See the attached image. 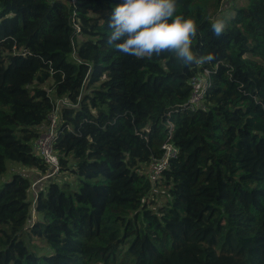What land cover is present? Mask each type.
Listing matches in <instances>:
<instances>
[{
  "label": "trees",
  "instance_id": "1",
  "mask_svg": "<svg viewBox=\"0 0 264 264\" xmlns=\"http://www.w3.org/2000/svg\"><path fill=\"white\" fill-rule=\"evenodd\" d=\"M224 1L177 0L197 24L194 53L215 56L186 66L107 43L125 0H0V177L18 163L44 182L40 127L54 97L76 106L62 109L59 172L35 206L32 175L0 188V264H264V0H233L217 37ZM206 71L193 110L191 80ZM168 142L177 157L149 177Z\"/></svg>",
  "mask_w": 264,
  "mask_h": 264
},
{
  "label": "clouds",
  "instance_id": "2",
  "mask_svg": "<svg viewBox=\"0 0 264 264\" xmlns=\"http://www.w3.org/2000/svg\"><path fill=\"white\" fill-rule=\"evenodd\" d=\"M176 12L177 0H125L111 14L107 43L122 54L138 59L171 53L186 66L213 61L212 53L204 56L194 53L192 45L197 37V24L194 19ZM226 28V21L221 18L211 24L217 37L224 34Z\"/></svg>",
  "mask_w": 264,
  "mask_h": 264
},
{
  "label": "built area",
  "instance_id": "3",
  "mask_svg": "<svg viewBox=\"0 0 264 264\" xmlns=\"http://www.w3.org/2000/svg\"><path fill=\"white\" fill-rule=\"evenodd\" d=\"M76 0H72V3H75ZM75 22V20H73ZM74 28L76 32H80V27L78 24L74 23ZM192 92L189 98L188 105L195 110L200 106L205 98L207 90L211 86L210 82V73L208 71L198 73L191 80ZM49 95H52V90H48ZM54 102V109L48 117V121L45 125L41 126V135L35 142L34 150L37 155L45 159L48 164L52 167L53 173L48 176V178L59 172V159L53 153V146L56 140V136L59 132L61 123H62V109L64 107H76L75 105L70 104L67 100L64 99H52ZM165 151L164 158L159 162V165L154 170V176H160L161 172L168 168L170 165L171 159H174L178 155V149L175 148L171 143H166L163 146ZM37 181L33 184V189L40 183Z\"/></svg>",
  "mask_w": 264,
  "mask_h": 264
},
{
  "label": "rangeland",
  "instance_id": "4",
  "mask_svg": "<svg viewBox=\"0 0 264 264\" xmlns=\"http://www.w3.org/2000/svg\"><path fill=\"white\" fill-rule=\"evenodd\" d=\"M225 6L227 7V9H225V11H223V13H218V15L215 18H221L223 19L224 16H228L230 17L234 12L232 10V7L235 6L237 3L233 2V0H225L224 1ZM240 5H244V0H241V2L239 3ZM226 24L228 26V22L226 21ZM146 173H148L149 177L154 174V169L152 167H147L146 169ZM23 173V174H28V175H32L33 176V181L37 182V181H42V180H37V178L34 177H41L38 176L37 174H35L36 170H32L29 168H26L18 163H9L8 166V171L2 175L0 177V188L3 187L4 183H6L7 181H9L11 179V177L13 176L14 173ZM48 177H44L43 180L44 182H46L48 179ZM60 179H64L67 180L69 183L74 184V181L71 179V177L69 175H62L61 177H59ZM47 179V180H46ZM34 182V183H35ZM44 182H40L38 185H43ZM38 187H35L34 189H32V191L30 192V197L29 199L33 202V205L35 206V202H36V198H37V190ZM161 190L159 189H155V199L158 202V205H161L162 203L165 202L167 195L165 194V192H163V190L160 192ZM37 218V215L35 213V209H32V221H35ZM38 246H40L39 243H37Z\"/></svg>",
  "mask_w": 264,
  "mask_h": 264
}]
</instances>
